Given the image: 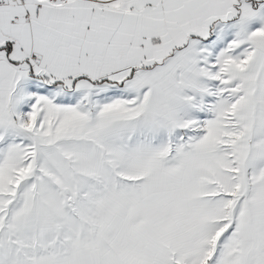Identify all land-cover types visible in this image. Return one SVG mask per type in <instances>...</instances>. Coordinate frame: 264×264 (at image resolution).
<instances>
[{"label":"snow or ice","instance_id":"snow-or-ice-1","mask_svg":"<svg viewBox=\"0 0 264 264\" xmlns=\"http://www.w3.org/2000/svg\"><path fill=\"white\" fill-rule=\"evenodd\" d=\"M0 264H264V0H0Z\"/></svg>","mask_w":264,"mask_h":264}]
</instances>
